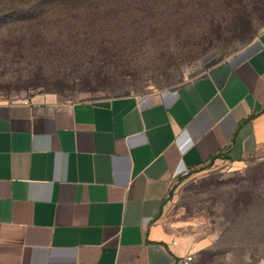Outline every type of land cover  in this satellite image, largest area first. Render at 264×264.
<instances>
[{"label": "crops", "instance_id": "obj_1", "mask_svg": "<svg viewBox=\"0 0 264 264\" xmlns=\"http://www.w3.org/2000/svg\"><path fill=\"white\" fill-rule=\"evenodd\" d=\"M263 140L264 30L177 86L0 100V264H182L204 244L161 223L170 183Z\"/></svg>", "mask_w": 264, "mask_h": 264}, {"label": "rangeland", "instance_id": "obj_2", "mask_svg": "<svg viewBox=\"0 0 264 264\" xmlns=\"http://www.w3.org/2000/svg\"><path fill=\"white\" fill-rule=\"evenodd\" d=\"M156 5L152 16L110 14L96 20L100 27L83 19L51 26L37 40L21 25L0 30V100L53 92L76 102L177 86L244 49L264 30V0ZM160 221L172 236L203 242L188 264H263L264 140L253 159L217 162L175 178Z\"/></svg>", "mask_w": 264, "mask_h": 264}, {"label": "trees", "instance_id": "obj_3", "mask_svg": "<svg viewBox=\"0 0 264 264\" xmlns=\"http://www.w3.org/2000/svg\"><path fill=\"white\" fill-rule=\"evenodd\" d=\"M171 1L172 0H0V30L7 28L13 29L17 25H21L19 28H25L33 32L31 36H34V39L32 40H37V38L41 36L39 35L41 30L56 25L64 26L67 25L66 23L68 21L75 22L80 19L93 20L94 23L100 27L102 22H97L96 20H104L110 14L116 17L117 15L126 14L128 11V15L130 16H135L136 13L143 16H152V14L156 12V4L164 6V3H167L165 7H170L172 9V6H169ZM178 5V9L183 8V4L178 3ZM204 6L206 9L209 8L208 4ZM239 7L245 8L242 4H239ZM178 9H174V11L179 12ZM160 11H162V8L159 9V12ZM234 21L235 19L231 20L232 23ZM72 22L71 26L75 27L77 22L75 25ZM210 23L212 24L213 22Z\"/></svg>", "mask_w": 264, "mask_h": 264}, {"label": "built area", "instance_id": "obj_4", "mask_svg": "<svg viewBox=\"0 0 264 264\" xmlns=\"http://www.w3.org/2000/svg\"><path fill=\"white\" fill-rule=\"evenodd\" d=\"M191 258H192V256H191V255H188V256L185 258V260L183 261L182 264H188L189 261L191 260Z\"/></svg>", "mask_w": 264, "mask_h": 264}]
</instances>
